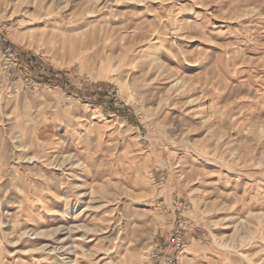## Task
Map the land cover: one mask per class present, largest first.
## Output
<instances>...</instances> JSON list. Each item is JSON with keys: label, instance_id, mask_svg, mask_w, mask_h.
Wrapping results in <instances>:
<instances>
[{"label": "rangeland", "instance_id": "374dc122", "mask_svg": "<svg viewBox=\"0 0 264 264\" xmlns=\"http://www.w3.org/2000/svg\"><path fill=\"white\" fill-rule=\"evenodd\" d=\"M0 264H264V0H0Z\"/></svg>", "mask_w": 264, "mask_h": 264}, {"label": "trees", "instance_id": "16d2710c", "mask_svg": "<svg viewBox=\"0 0 264 264\" xmlns=\"http://www.w3.org/2000/svg\"><path fill=\"white\" fill-rule=\"evenodd\" d=\"M50 72L53 74V71L51 69H50ZM50 72H49V74H51ZM52 74L50 76H47V78H45V81H49L51 83H55V84H59L60 85V82H57L55 80L56 78H54V75L52 76Z\"/></svg>", "mask_w": 264, "mask_h": 264}, {"label": "bare ground", "instance_id": "6f19581e", "mask_svg": "<svg viewBox=\"0 0 264 264\" xmlns=\"http://www.w3.org/2000/svg\"><path fill=\"white\" fill-rule=\"evenodd\" d=\"M56 231H58V229H56Z\"/></svg>", "mask_w": 264, "mask_h": 264}]
</instances>
